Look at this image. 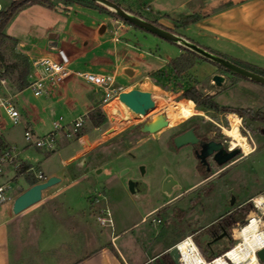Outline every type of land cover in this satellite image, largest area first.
<instances>
[{
  "label": "crops",
  "instance_id": "crops-1",
  "mask_svg": "<svg viewBox=\"0 0 264 264\" xmlns=\"http://www.w3.org/2000/svg\"><path fill=\"white\" fill-rule=\"evenodd\" d=\"M123 1L124 5L121 7L127 11L135 12L148 20H154L201 47L264 71V0H179L168 9H164L162 0ZM152 3L156 10L152 9ZM84 8L97 11L89 7ZM193 11L200 13L201 17L186 27H180L178 18ZM79 21L82 22L83 19ZM107 22L123 26L119 19L99 12V17L91 19L85 31H78L79 40L76 45L62 44L56 41L58 34L51 33L49 38L55 40L54 43L34 48L17 41V49L25 56L26 54L38 56L46 53L50 46H60L70 55L75 68L100 74L107 72V75L113 78L121 73L127 78H137L138 82L148 87L165 85L167 76L172 74L168 62L182 52L178 44L171 42L174 44H171L173 47L177 46V50L171 53V48L162 47L164 41L160 37L147 36L135 28H121V33L127 35L123 41L117 37L106 39L104 36ZM101 24L105 25V30L99 34L97 30ZM140 38L147 40L158 51H152L149 47V50H146ZM109 41L114 43L112 47L105 46ZM118 44H122V47ZM158 52L164 54L163 60L155 56ZM148 56H152L155 61L159 59L162 63L146 69L144 59ZM126 67L129 68L126 70L127 74L131 76L122 72V68ZM187 72L192 75L191 81H187V84L196 85L204 94L212 95L220 106L248 108L264 113V85L228 73L202 59H196V63L188 68ZM214 74H221L224 77L220 86L214 84L212 80ZM178 78L174 79L180 82ZM81 84L89 86L80 80L71 79L51 95L39 98L32 96V105L25 114L26 127L34 132L35 127L43 123V118L40 116L44 113H47L50 125L51 112L57 114L55 105H59L68 97V94L72 93L78 96L77 98H80L84 105L83 112L79 115L87 116L93 110V104L97 100L95 95L98 93L93 89V97L86 98L87 96L81 93L83 86ZM99 98L102 99L101 96ZM21 101L27 104L28 98ZM70 107L74 109L73 106ZM69 121L71 120L66 122ZM89 121L91 122L90 118ZM91 124L95 125L92 122ZM96 127L95 125L93 129ZM87 131L60 147L58 152L62 155L61 149L70 143L76 142L83 146L92 143L93 139L86 138L89 132ZM1 139L0 152L8 145L6 138ZM105 141L107 145L109 142L102 138L96 145L84 148L83 152L80 150V153H77L76 148L62 155L64 161L85 156L88 158L85 163L79 160L78 175L70 177L62 185L61 179L57 183L60 184L59 186L43 190L39 201L19 213L12 212V202L20 190L12 194L9 201L5 202V198L0 202V264H145L161 253L167 252L180 240L169 242L150 253L145 251L144 243L140 250H134L140 236L120 241L149 219L154 228L159 220H154V216H158L167 207L168 202L175 197L173 194L167 197L162 191L164 200L140 210L134 206V202L144 196V189L140 185V192L131 193L129 190L128 192L125 181L121 180L123 191L126 193L125 197L133 205L130 209L128 206L119 205L115 195H112L103 185L97 184L88 175L99 165L97 162L87 167L90 155L98 151ZM22 165L28 164L22 163ZM28 166L31 167V165ZM41 174L44 178L56 175L53 171H49L47 176L42 172ZM24 175L27 185L20 187L21 190L30 186L28 177L35 178L34 173L31 172H25ZM79 183H85L84 191L78 189ZM58 195H63V199L54 202ZM80 197L85 198L86 204L77 203L80 202ZM99 216L110 218L111 223H100Z\"/></svg>",
  "mask_w": 264,
  "mask_h": 264
},
{
  "label": "rangeland",
  "instance_id": "rangeland-1",
  "mask_svg": "<svg viewBox=\"0 0 264 264\" xmlns=\"http://www.w3.org/2000/svg\"><path fill=\"white\" fill-rule=\"evenodd\" d=\"M114 1L120 6L124 5L123 0ZM177 1L179 0H162L165 6L164 9H168ZM2 2H5V0H2ZM54 2L56 4L52 8L36 2H28L21 5L6 22L4 32L18 42H22L27 46L34 48L44 47L48 43H54L55 40L49 38V34L51 33H57L58 37L56 41L62 44L68 43L76 45L79 40L78 31H85L90 20L99 17V12L92 9H85V6L82 7L83 5L77 3L71 4L69 10H66L64 7L66 4L64 2L59 0ZM151 5L152 9H155L154 4L152 3ZM81 19H83L82 22L79 21ZM120 21L123 23L122 27L107 22V30L104 38L117 37L120 38L121 41L127 38V35L121 33V28L134 29L135 27L122 20ZM135 29L144 32L147 36H154V34L141 28ZM140 39L146 50L149 47L152 51H158V49L149 44L147 40L143 38ZM161 40L164 41V45L162 46H165L164 49L167 47L169 49L171 48V53H174L177 50V46L173 47V43L166 41L163 38H161ZM113 44V42L109 41L105 46L112 47ZM12 45L13 51L21 53L17 49V44L14 46L11 41H6L5 46H3V53L8 61L12 60ZM118 46L122 47V44H118ZM155 56L157 58L161 57L162 60L165 57L161 52L156 53ZM161 63L162 62L159 59H156L155 61L152 56H148L144 59L146 69H151L155 65ZM103 73L108 74L107 72ZM169 77L167 76L166 84H163L161 87H148L147 85L138 82L137 78H127L121 73H118L117 77H114V82L117 85H121L125 89L124 91L132 88L148 91L150 93V98L154 102V106L150 108L146 114L135 117L127 112L123 104L116 99L104 98L107 96V91L98 88L99 93L104 97L101 100L99 96L102 95H95L97 100L93 104V110L99 112L100 118L96 120L95 125L97 127L94 129L93 127H95V125L91 124L88 116H83L82 114L79 115L83 112L84 105L82 104V100L77 98L78 96L74 93L70 95L68 94V97H66L64 101L59 103V105H55V111L58 115H62L65 121L72 120L77 116H82L84 120V128L79 131V134H83L88 130L89 132L87 131L88 136H86V138L93 139L92 143L84 146L76 142L70 143L61 149L62 155H65L67 152L76 148V150H78L76 152L80 153V148L94 146L100 142L102 138L109 142L105 145V141V146L101 145L98 151H94L90 155L87 167L94 165V163L97 162H99V165L94 168L91 173H88V175L90 178L94 179L97 184H100V186L103 185V187L108 189L112 195H115L119 205L122 207L128 206L130 209L133 203L125 197L126 193L123 191L121 180L125 181V183L129 179L141 182L144 187V196H141L135 201L134 206L140 210H144L165 199V196L163 197L161 195L163 194L162 182L168 176L178 180L183 187H187L197 179V176L192 171L193 160L189 147L182 146L176 150L171 146L170 138L178 129V123L171 126L165 125L151 135L137 131L138 124L151 120L157 114H165L169 121V116L166 111L168 104L186 101V98L182 96V91L190 85L187 84V81H191L192 75L186 70L179 76V78L173 74ZM175 77H177L181 83L174 79ZM182 81H184V84H182ZM81 85H83L81 93H84L88 99L92 98L93 88L85 86L84 84ZM11 90L17 92L18 103H16V107L21 114V118L18 124H12L4 111L0 110V138H6L8 142V145H6L3 150L8 149V147L13 148L11 149V154L14 155L15 160L23 164L31 165V173L36 174L38 171H41L47 176L49 175V171H53V173L55 172L56 176L62 179L60 182L61 185L66 183L70 177L78 175L80 172L78 162L84 157H80L76 160L70 159L64 161L62 155L58 152L60 147L72 140L70 137H65L62 133H59L56 137L57 144H55L53 151L45 148H38L25 140L23 132L25 129H28V127H26L25 114L29 111L30 105H32L31 101L33 97L29 90L25 88L21 90L20 95L18 94L17 88L13 87ZM25 98H28L27 104L21 101V99ZM70 106H73L74 109ZM196 109L199 110L197 114L180 122H196L199 126V132H202L205 128H210L212 130H218L219 134L226 136L223 128L228 127L229 125V115L235 114L240 118L239 131L245 136L247 143H252L251 140H253L255 144L258 145V149L254 154L251 155L244 152V158L240 166H251L253 174L256 177V180L249 185V192L251 197L255 198V202L259 208L252 207L250 216L254 215L259 218L261 220V228L264 230V221L261 215V212H264V136L254 132L256 127L263 126L264 124L260 121H251L246 117H240L235 112H226L222 110L214 111L197 107ZM47 117V113L40 116V118H43V123H41V125L38 124V126L35 127L34 132L29 129L34 137H44L50 131L51 128ZM246 131H249L250 136ZM227 139L233 144L237 143L230 137ZM98 169H100V171ZM232 178V175L227 176V180H231ZM249 179L250 176L245 179V182L249 181ZM0 184L4 186L6 202L9 201L12 194L18 191L19 187H25L27 185V180L24 173H18L10 164L4 162L2 164V172H0ZM60 184L53 185L49 187L48 190L53 189ZM84 185L85 183H79L78 189L84 191ZM126 190L128 191L127 185ZM80 198V202L77 203H80L81 205L86 204L85 198ZM245 198L246 197H244V199ZM62 199L63 195H58L54 202H58ZM201 199L203 201L202 197ZM205 204L207 205L208 203L205 202ZM197 208L201 207L197 206ZM192 214L193 213L190 211L189 197L184 193V195H180L178 202L176 199L170 200L167 207H165L158 216H154V220L159 219L154 228L151 219H149L146 223H142L139 227L134 229V231L130 232L126 237L120 239V241L130 240V238L140 236L134 250H140L142 243H144L146 248L145 251L150 253L169 242L178 239L181 240L185 236L194 234L196 230H199L204 225L205 220H208L209 217L212 218L211 215L205 220L196 223ZM196 215H201V213H196ZM246 224L247 220L240 225L235 224L228 229L231 233V241L228 243L227 249L238 241L233 236L234 231ZM196 236L198 237L199 235ZM221 243H226V240H221ZM133 254L135 255L138 253Z\"/></svg>",
  "mask_w": 264,
  "mask_h": 264
},
{
  "label": "flooded vegetation",
  "instance_id": "flooded-vegetation-1",
  "mask_svg": "<svg viewBox=\"0 0 264 264\" xmlns=\"http://www.w3.org/2000/svg\"><path fill=\"white\" fill-rule=\"evenodd\" d=\"M225 71L231 73L229 70ZM178 125V129L170 138L171 146L176 150L182 146L189 147L193 160L192 171L197 179L187 187H183L178 180L171 177L172 194L177 202L180 195H184V193L189 197L190 211L193 213L196 223L212 215V218L209 217L208 220H205L204 225L195 233L193 232L194 234L191 236L203 255L205 253L206 256H223L231 241V233L228 229L235 224L240 225L246 220L248 222L251 208H259L255 198H252L249 192V185L256 180V177L251 166H240L244 158V151L239 144L229 142L227 139L229 136L226 134V136H222L218 130L210 128L199 132L196 122H180ZM189 129L192 130L195 140L176 147L173 138ZM246 132L250 136L249 131ZM254 132L264 136V125L256 127ZM251 142L248 143L250 146L248 154L252 155L257 151L258 145L253 140ZM233 150H237V152L231 158L223 163L219 162L227 152ZM231 175L233 178L227 180V176ZM248 176L250 179L245 182ZM141 188L144 189L143 185ZM244 197L246 198L244 199ZM205 202L208 204L206 205ZM197 206L201 208H197ZM196 213H201V215L197 216ZM261 213L264 221V212ZM195 234L199 236L197 237ZM223 239L226 240L224 244L221 243Z\"/></svg>",
  "mask_w": 264,
  "mask_h": 264
},
{
  "label": "built area",
  "instance_id": "built-area-1",
  "mask_svg": "<svg viewBox=\"0 0 264 264\" xmlns=\"http://www.w3.org/2000/svg\"><path fill=\"white\" fill-rule=\"evenodd\" d=\"M14 1L18 0H5V2L0 0V23L3 20V13ZM26 56L29 63V70L26 77L27 85L25 86V89H28L30 94L35 98L51 95L56 92L59 87L71 79L82 81L92 87L98 94V88L107 91V96L104 97L101 94L102 99L103 97L106 99L114 98L119 102L118 94L125 90L121 85H117L114 82V78L110 75L95 73L87 69L75 68L70 55L60 46H50L48 47L47 52L42 55L33 56L26 54ZM13 87L16 88V85L10 78L7 62L0 57V110L4 111V113L11 120L12 124H18L20 122L21 115L16 107L17 92H13L11 90ZM20 91L21 90H18V93ZM50 116L51 129L44 137H34L29 129H25L23 132L25 140L38 148L51 150L54 149L55 144H57L56 137L59 133H62L65 137H70L72 140H75L78 135H80L79 131L83 128L84 123L82 116H79L69 122H66L62 115H58L53 111ZM11 149L13 148L8 147V149L0 152V172H2V164L4 162L10 164L18 173L31 172L32 167L25 170L22 169V163L15 160L14 155L11 154ZM34 175L36 182L45 179L40 171L36 174L34 173ZM4 200V186L0 184V202ZM98 221H100V223H111L110 218H106L104 216H99ZM184 238L189 239L190 243L194 245V252L200 259L203 260L202 263H204V261H206V263H210L212 261V259L207 260L203 256L191 235L185 236ZM174 246L178 247V242H176ZM179 262L180 264H183L180 261V255Z\"/></svg>",
  "mask_w": 264,
  "mask_h": 264
},
{
  "label": "water",
  "instance_id": "water-1",
  "mask_svg": "<svg viewBox=\"0 0 264 264\" xmlns=\"http://www.w3.org/2000/svg\"><path fill=\"white\" fill-rule=\"evenodd\" d=\"M92 1H95L103 5L108 10L113 12L115 15L120 17L123 21H127L133 24L134 26H137L143 30H146L150 32L151 34H154L155 36L163 38L167 41L182 45L192 50L193 52L199 54L200 56L206 58L207 60H210L235 74H238L244 78L250 79L254 82L264 85V75L254 72L252 70H249L245 67H242L223 56L215 54L199 46L198 44L190 40H187L185 37H183L182 35L178 33H175L171 30L158 26L154 24L153 22L142 18L141 16H138L130 11H127L126 9L122 8L119 4H117L114 1H111V0H92ZM104 30H105V25L101 24L97 31L99 34H102ZM128 69H129L128 67L122 68V72L127 74L126 70ZM127 75L131 76L130 74H127ZM212 80L216 86H220L224 81V77L221 74H214L212 76ZM118 100L120 103L123 104L126 111L135 117L146 114L147 111L154 106V102L150 98V93L148 91L141 90L138 88H132L127 91H121L118 94ZM165 125H167L166 115L157 114L151 120L138 124L137 131L141 133H153ZM194 140H195V137L191 129L186 130L185 132H182L173 138V142L176 147L185 145L188 142L194 141ZM80 150H82L83 152L85 149L80 148ZM235 152H237V150L227 152L226 156L222 158L221 160H219V162L223 163L227 161L229 158H231L234 155ZM87 158L88 157L85 156L82 159V162L85 163ZM98 170L100 171V169ZM60 180H61L60 177L56 175H50L42 181L35 182L34 184L30 185L28 188L24 190H21V188L19 187L18 190H20V192L14 198L12 202V212L14 214L19 213L20 211L27 208L28 206L36 203L42 198L43 190L57 184L58 182H60ZM171 184H172V179L170 176H168L162 182V191L167 197H170L173 192L171 188ZM126 185H127L128 190L131 193L140 192L139 185L142 186L140 181L132 180V179L127 180ZM167 253L171 257L174 264H180L179 262L180 254L176 246L173 245L172 247H170L167 250ZM256 256H257L259 264H264V246L256 250ZM226 259L229 261L228 258Z\"/></svg>",
  "mask_w": 264,
  "mask_h": 264
},
{
  "label": "trees",
  "instance_id": "trees-1",
  "mask_svg": "<svg viewBox=\"0 0 264 264\" xmlns=\"http://www.w3.org/2000/svg\"><path fill=\"white\" fill-rule=\"evenodd\" d=\"M54 1H57V0H18V1L12 2L10 4V6L8 7V9L3 13V20L0 23V57L7 62V68H8L10 78L12 79V82L15 83L16 88L18 90L24 89L25 86L27 85L26 77H27L28 70H29V64H28L27 57L25 55L13 51V45H12V60L8 61L6 59V57L4 56L3 46H5L6 41H8V40L11 41L14 44V46L17 43L16 39L8 36L4 32L5 24L12 17V15L15 13V11L21 5H23L25 3L36 2V3H41L45 6L52 8L56 4ZM59 1H62L66 4V6H64L66 10H69V6L71 4L77 3V4H81L85 7L93 8L100 13H104V14L112 16L116 19L122 20L120 17L115 15L113 12L108 10L106 7H104L103 5H101L95 1H92V0H59ZM111 1H114V0H111ZM130 12H132V11H130ZM132 13L137 15V13H135V12H132ZM141 17L144 18L143 16H141ZM200 17H201L200 13L193 11V12H190V13L178 18L177 22L179 23L180 27H186L190 23L196 22ZM144 19H147V18H144ZM149 21L153 22L154 24H156L158 26H161L163 28L170 30L169 28L162 26L161 24L157 23L154 20H149ZM124 22L132 25L135 28H139V27L134 26L133 24L127 22V21H124ZM178 46L182 49V52L178 56L172 58L168 62V65L170 67V72L173 75H176L177 77H179L186 70H188V68L193 66L196 63V59H202V60L209 61V62L215 64L219 69L227 70L224 67H222V66H220V65H218V64H216L210 60H207L206 58L200 56L199 54L193 52L192 50H190V49H188L182 45L178 44ZM205 49H207V48H205ZM207 50H209V49H207ZM209 51H211V50H209ZM211 52L218 54L220 56H223L227 59H230L223 54H220V53H217L214 51H211ZM230 60L235 62L236 64L242 66V67H245L249 70H252L254 72H257L259 74L264 75V71H262L261 69H258L254 66H251V65H248V64H245L242 62H237V61L232 60V59H230ZM232 74H235V73H232ZM235 75L238 77H242L238 74H235ZM182 96L186 99L192 100L197 108L209 109V110H214V111L222 110V111H226V112H235L240 117H247L251 121H260L261 123L264 124V113H261L258 111H252L248 108H234V107H229V106H220L213 99L212 95L204 94L196 85L187 86L182 91ZM87 116L90 118L92 123H95L96 120L100 118L99 112L95 111V110H92ZM1 145H2V139L0 138V146ZM27 168H29L28 165H22V169L25 170ZM28 181H29L30 185H32L36 182V179L34 177H28ZM240 218H241V216H240ZM203 256L205 258H207V260H211L215 257V255H209V256L207 255L206 256L205 253ZM145 264H174V263H173L171 257L168 255V253L163 252L160 255H158L157 257H155L153 260H151L150 262H147Z\"/></svg>",
  "mask_w": 264,
  "mask_h": 264
},
{
  "label": "bare ground",
  "instance_id": "bare-ground-1",
  "mask_svg": "<svg viewBox=\"0 0 264 264\" xmlns=\"http://www.w3.org/2000/svg\"><path fill=\"white\" fill-rule=\"evenodd\" d=\"M166 111L169 116V121L166 118L167 125L171 126L197 114L199 110L196 109L192 100L186 99L185 102L169 103ZM239 121L240 118L237 115L230 114L229 125L224 127L223 131L235 140L244 152L248 153L250 146L245 136L239 131ZM234 237L238 241L227 249L223 256L214 257L210 263H206V261L202 263L203 260L194 252V245L190 243L189 239L182 238L178 241L177 247L180 261L183 264H259L256 250L264 246V230L261 228V220L254 215L250 216L246 225L234 231Z\"/></svg>",
  "mask_w": 264,
  "mask_h": 264
}]
</instances>
